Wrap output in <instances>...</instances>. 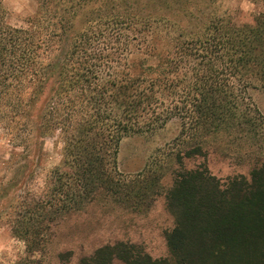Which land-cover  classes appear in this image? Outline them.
Here are the masks:
<instances>
[{
	"label": "trees",
	"instance_id": "16d2710c",
	"mask_svg": "<svg viewBox=\"0 0 264 264\" xmlns=\"http://www.w3.org/2000/svg\"><path fill=\"white\" fill-rule=\"evenodd\" d=\"M37 3L26 26H13L0 0V133L19 148L2 160L12 175L0 182V218L26 245L15 264L39 263L55 224L100 196L145 211L163 192L174 219L168 255L118 240L77 264H264V145L249 175L223 179L206 161L185 163L207 156L210 137L264 138V115L248 92L264 85V0L245 22L219 0ZM174 118L181 131L170 163L125 177L122 139ZM55 133L63 161L37 196L28 185Z\"/></svg>",
	"mask_w": 264,
	"mask_h": 264
},
{
	"label": "rangeland",
	"instance_id": "374dc122",
	"mask_svg": "<svg viewBox=\"0 0 264 264\" xmlns=\"http://www.w3.org/2000/svg\"><path fill=\"white\" fill-rule=\"evenodd\" d=\"M221 8L231 12L239 21H251L262 9L261 0H219ZM7 21L13 26H26L27 18L38 7L37 0H4ZM253 102L264 115V85L257 83L248 90ZM181 125L177 118L164 126L144 134L125 136L120 144L118 161L123 175L129 179L138 172L159 168L170 163V150L176 146ZM233 138L210 137L206 142L207 156L186 160L187 167L207 162L210 170L221 178L236 174L249 175L259 144L264 138L246 141ZM63 140L59 133L44 139L39 166L28 189L42 196L49 184L51 171L63 161ZM0 133V182L8 181L10 169L2 160L11 156L12 150ZM174 175L169 171L162 180L166 190L172 185ZM174 225L173 216L167 209L165 193L155 196L152 205L145 211H134L109 197L100 196L85 209L62 217L54 226L47 251L35 264H77L83 254L91 253L98 246L118 240L141 245L154 257L168 255L166 232ZM25 242L12 232L8 217L0 218V264H15L26 254ZM71 251L68 260H61L60 253ZM115 264H125L116 261Z\"/></svg>",
	"mask_w": 264,
	"mask_h": 264
}]
</instances>
